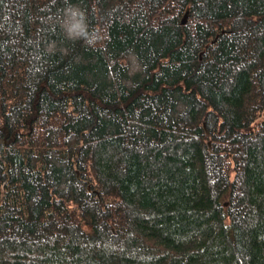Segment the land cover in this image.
I'll return each instance as SVG.
<instances>
[{
	"label": "trees",
	"instance_id": "16d2710c",
	"mask_svg": "<svg viewBox=\"0 0 264 264\" xmlns=\"http://www.w3.org/2000/svg\"><path fill=\"white\" fill-rule=\"evenodd\" d=\"M0 264H264V0H0Z\"/></svg>",
	"mask_w": 264,
	"mask_h": 264
},
{
	"label": "clouds",
	"instance_id": "9594fccd",
	"mask_svg": "<svg viewBox=\"0 0 264 264\" xmlns=\"http://www.w3.org/2000/svg\"><path fill=\"white\" fill-rule=\"evenodd\" d=\"M70 39L85 38L89 44L94 43L95 37L89 38L84 13L79 10H70V19L65 25Z\"/></svg>",
	"mask_w": 264,
	"mask_h": 264
}]
</instances>
